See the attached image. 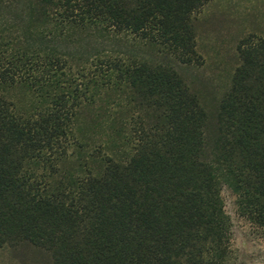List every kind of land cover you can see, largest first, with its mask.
Listing matches in <instances>:
<instances>
[{"label": "trees", "instance_id": "trees-1", "mask_svg": "<svg viewBox=\"0 0 264 264\" xmlns=\"http://www.w3.org/2000/svg\"><path fill=\"white\" fill-rule=\"evenodd\" d=\"M212 0H0V251L50 264H236L223 191L264 232V38L214 114Z\"/></svg>", "mask_w": 264, "mask_h": 264}, {"label": "rangeland", "instance_id": "rangeland-1", "mask_svg": "<svg viewBox=\"0 0 264 264\" xmlns=\"http://www.w3.org/2000/svg\"><path fill=\"white\" fill-rule=\"evenodd\" d=\"M197 67L176 66L202 106L214 114L228 92L239 65L237 48L250 36L264 38V0H212L196 22ZM225 209L232 219L236 264H264V232L239 216L235 197L224 189ZM48 257L27 246L0 251V264H50Z\"/></svg>", "mask_w": 264, "mask_h": 264}]
</instances>
